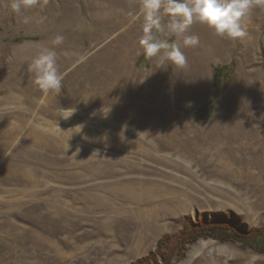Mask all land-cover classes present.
Returning a JSON list of instances; mask_svg holds the SVG:
<instances>
[{
  "label": "rangeland",
  "instance_id": "1",
  "mask_svg": "<svg viewBox=\"0 0 264 264\" xmlns=\"http://www.w3.org/2000/svg\"><path fill=\"white\" fill-rule=\"evenodd\" d=\"M10 3L0 0V264H136L188 220L264 227V9L243 40L194 23L200 43L182 49L181 69L136 65L138 0H39L19 14ZM40 46L58 53L56 97L27 71ZM231 61L232 82L197 123L213 66ZM170 264L264 254L207 238Z\"/></svg>",
  "mask_w": 264,
  "mask_h": 264
},
{
  "label": "clouds",
  "instance_id": "2",
  "mask_svg": "<svg viewBox=\"0 0 264 264\" xmlns=\"http://www.w3.org/2000/svg\"><path fill=\"white\" fill-rule=\"evenodd\" d=\"M38 4L39 0H11L10 9L19 14ZM254 8L264 9V0H138L137 8L129 16L133 23L141 25L137 44L144 57L182 69L188 64L182 49L200 43L198 35L188 34L194 23L204 26L218 38L243 40L248 36V18ZM27 20L25 17V22ZM63 39L57 35L53 44L60 45ZM27 71L45 97L60 94L64 74L59 71L55 48L40 46ZM62 110V119L71 117L76 111L69 107ZM76 128L80 132V126Z\"/></svg>",
  "mask_w": 264,
  "mask_h": 264
},
{
  "label": "trees",
  "instance_id": "3",
  "mask_svg": "<svg viewBox=\"0 0 264 264\" xmlns=\"http://www.w3.org/2000/svg\"><path fill=\"white\" fill-rule=\"evenodd\" d=\"M264 54V46H263ZM151 59L142 54L136 65L141 67L148 65ZM236 70V64L231 61L226 64L216 65L212 68L213 91L207 104L200 107L193 115L199 124H205L210 117L212 109L219 101L229 84L232 82ZM212 238L220 242L237 243L243 248H250L258 253L264 254V227L252 231L237 229L228 223L217 219L205 221H185L181 232L173 237L167 235L157 242L156 251L150 253L136 264H170L178 249L186 245H192L199 239Z\"/></svg>",
  "mask_w": 264,
  "mask_h": 264
},
{
  "label": "bare ground",
  "instance_id": "4",
  "mask_svg": "<svg viewBox=\"0 0 264 264\" xmlns=\"http://www.w3.org/2000/svg\"><path fill=\"white\" fill-rule=\"evenodd\" d=\"M97 5H99L98 3H97ZM100 12V11H99ZM98 15V14H97ZM100 16V15H99Z\"/></svg>",
  "mask_w": 264,
  "mask_h": 264
}]
</instances>
